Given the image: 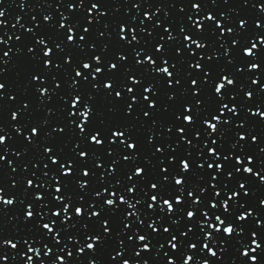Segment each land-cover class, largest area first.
Returning <instances> with one entry per match:
<instances>
[{
	"label": "snow or ice",
	"instance_id": "6c2138e0",
	"mask_svg": "<svg viewBox=\"0 0 264 264\" xmlns=\"http://www.w3.org/2000/svg\"><path fill=\"white\" fill-rule=\"evenodd\" d=\"M17 7L0 264H264V0Z\"/></svg>",
	"mask_w": 264,
	"mask_h": 264
},
{
	"label": "water",
	"instance_id": "95a60500",
	"mask_svg": "<svg viewBox=\"0 0 264 264\" xmlns=\"http://www.w3.org/2000/svg\"><path fill=\"white\" fill-rule=\"evenodd\" d=\"M29 3L33 4L34 6L37 5V4H43L44 3V0H28ZM53 2H55V0H53ZM252 2H256V0H252ZM20 3V0H15V2H13V0H5V4H4V7L7 8V13L8 15H6L5 17H0V19H7L8 20V25H7V28L5 29H0V35H3V32L4 31H8L9 32V35H12L13 34V31H16L17 34H19L18 30H12L11 29V25L13 23H15V17L16 15L19 13L21 15L24 14V12L21 11V9L19 7H17V5H19ZM234 3H235V0H234ZM10 5V7H9ZM25 12L28 11L27 8H25L24 10ZM40 11L39 8H36L35 9V12H33L32 14H36ZM245 11H248L247 9ZM251 15H255V11L253 10L251 13ZM9 15L11 18H9ZM23 22V21H22ZM5 40L8 39L7 36H4L3 37ZM12 40L13 42L15 41V36L12 35ZM7 50V49H5ZM11 158V157H9Z\"/></svg>",
	"mask_w": 264,
	"mask_h": 264
}]
</instances>
